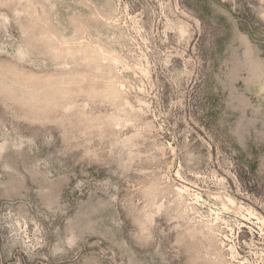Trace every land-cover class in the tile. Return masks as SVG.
I'll use <instances>...</instances> for the list:
<instances>
[{
    "label": "rangeland",
    "instance_id": "374dc122",
    "mask_svg": "<svg viewBox=\"0 0 264 264\" xmlns=\"http://www.w3.org/2000/svg\"><path fill=\"white\" fill-rule=\"evenodd\" d=\"M0 264H264V0H0Z\"/></svg>",
    "mask_w": 264,
    "mask_h": 264
}]
</instances>
